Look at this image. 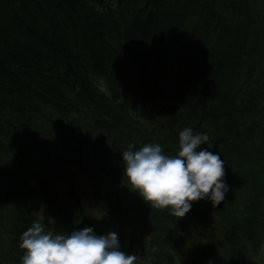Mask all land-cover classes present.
<instances>
[{
	"label": "trees",
	"instance_id": "trees-1",
	"mask_svg": "<svg viewBox=\"0 0 264 264\" xmlns=\"http://www.w3.org/2000/svg\"><path fill=\"white\" fill-rule=\"evenodd\" d=\"M184 127L230 189L176 217L122 152L176 154ZM36 190L54 234L115 231L136 264H264V0H0V264H21Z\"/></svg>",
	"mask_w": 264,
	"mask_h": 264
},
{
	"label": "clouds",
	"instance_id": "clouds-1",
	"mask_svg": "<svg viewBox=\"0 0 264 264\" xmlns=\"http://www.w3.org/2000/svg\"><path fill=\"white\" fill-rule=\"evenodd\" d=\"M204 144L207 147H200ZM211 147L208 135L191 127L179 132L176 154H165L159 143L138 149L129 144L122 152L123 175L151 207L170 208L183 217L193 201L208 199L219 205L230 189L223 179L225 163ZM20 247L21 264H136L138 259L121 249L117 232L97 234L91 226L54 234L35 222L21 234Z\"/></svg>",
	"mask_w": 264,
	"mask_h": 264
},
{
	"label": "rangeland",
	"instance_id": "rangeland-1",
	"mask_svg": "<svg viewBox=\"0 0 264 264\" xmlns=\"http://www.w3.org/2000/svg\"><path fill=\"white\" fill-rule=\"evenodd\" d=\"M83 179V178H81ZM82 192L81 195L83 197L84 202L90 207V211H93V203H92V196H91V186L89 183H87V181L85 179H83L82 181ZM31 202L33 203V205L35 206L36 210H37V214L36 217L38 218V222H40L41 224L44 225V228L46 231H52V220H51V215L48 211V208L44 202V200L42 199L41 194L39 193V191H35L34 195L32 196ZM122 209L125 212V217L128 218H132L133 217V213L131 210H127V208L122 207ZM94 226H97V223L94 222ZM94 231L97 234H103V231L101 232L100 229H97V227H95ZM53 232V231H52ZM264 253V248L261 252V255H263Z\"/></svg>",
	"mask_w": 264,
	"mask_h": 264
}]
</instances>
